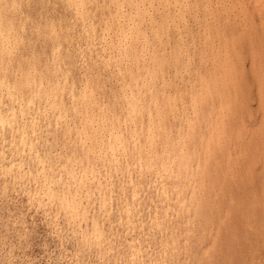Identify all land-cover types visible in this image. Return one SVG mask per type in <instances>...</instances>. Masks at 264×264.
<instances>
[{
    "label": "clouds",
    "instance_id": "9594fccd",
    "mask_svg": "<svg viewBox=\"0 0 264 264\" xmlns=\"http://www.w3.org/2000/svg\"><path fill=\"white\" fill-rule=\"evenodd\" d=\"M22 3L0 0V264H165L207 137L196 148L155 128L166 104L155 58L120 18V0H41L38 19ZM188 83L177 108L194 131L238 107L233 85L209 95ZM249 107L255 127V79ZM141 201L159 208L143 222Z\"/></svg>",
    "mask_w": 264,
    "mask_h": 264
},
{
    "label": "rangeland",
    "instance_id": "374dc122",
    "mask_svg": "<svg viewBox=\"0 0 264 264\" xmlns=\"http://www.w3.org/2000/svg\"><path fill=\"white\" fill-rule=\"evenodd\" d=\"M30 1H31V3H30ZM39 1H41V0H35V1L34 0H23V4L24 3L25 4L24 5L22 4V6L25 7L24 9L27 8L25 11L26 12L29 11L28 13H30V11H31V16L35 19H38V17L36 16V13L38 12V10L40 9V6H41L40 5L41 3ZM147 1L148 2H146V0H143V1L142 0H120L119 16L122 20H125L127 22L128 26L132 27L133 23H130V20L136 18L135 17L136 13L133 11H135L136 9L137 10L139 9L140 14H138V15H140V18H137L134 22V28H136V30H138L137 31L138 34L136 35V37L138 40L142 41L144 48H146V50H150L152 56L155 58V65H156L155 70L158 73V79H159V84L156 85V87L159 88V92L161 90V95L159 93V96L165 98V100H166L165 106L160 109L159 124L156 125L155 128L158 129L159 131H162V132L164 131V133L166 135L169 134L168 135L169 137H171L170 135L172 133H174V134L178 133V135L181 136V139H185L188 137L193 138L196 135L193 138V146L197 147V148L201 146L200 138H203L204 135L208 136L207 137V143H206V146H207L206 149H208V150H205V158L207 159V157H208V159L206 160L204 158L205 159L204 161L205 162L208 161V162H206V163L204 162V164H203L204 167H202L203 170L201 168L202 171L200 170L198 173L199 183L198 182L196 183L197 186L200 185L199 189L201 188V190H199L200 191L199 192L198 187L196 185L193 187L192 196H193V198L195 197V199L197 200V201L194 200L192 202V200H193V198H192V200L189 202V207L193 208V210H190V208L188 207L189 210H188V212H186L187 214L183 211L180 212V214L178 215L179 219L175 218V221L172 222L173 224L170 225L171 230L173 228V230H172L173 231L172 232L173 238L174 239L176 238V240L178 242L176 241V244L173 246V250L166 257L165 264H168V261H169V264H170V262L172 264H178V263L179 264H264V120H261L259 122V124L256 125L255 127H249L245 123L246 114L248 116L252 115V109L249 107V105L251 103L252 81L254 79L260 82L262 98H264V96H263V94H264V67H263L264 66V54H263V52H264V40H263L264 39V33H263L264 32V21L259 23L260 19H259V21L256 19L258 17L257 16L258 12H256L257 7L256 8L253 7V6H255V5H253V0L252 1L251 0H249V1L248 0H238V3L236 2V0H234V1L233 0H218V1L217 0L216 1H214V0H209V1L208 0H202V1L201 0H194V1L193 0H186V1L182 0L183 3L182 2L177 3L179 5H177L173 1H169V2H167L165 0H151V1L147 0ZM198 1H199V3H198ZM203 1L205 3H203ZM207 1H208V3H206ZM246 1H248V3ZM36 2H38V3H36ZM32 3L33 4L36 3L35 4L36 6L33 5ZM209 3H211V4L209 5ZM217 3L220 5H218ZM249 3L252 4L253 6L250 5ZM257 3L259 4V2H257ZM29 4H30V6H29ZM140 4H142V5H140ZM182 4H184V5H182ZM203 4H205V9H203L204 8ZM231 4L234 6H232ZM236 4H238L237 7H236ZM239 4H240V7H239ZM241 4L243 6H241ZM258 4H257V6H258ZM193 5L195 6V8ZM198 6L201 9H199ZM226 6L229 7V11L231 8H232V10L229 12L228 7H226ZM224 7H225V9H224ZM249 7L251 8V10ZM35 8H37V9H35ZM122 8H123V10H122ZM208 8H209V10H208ZM29 9H31V10H29ZM226 9H227V11H226ZM200 10L203 11L202 17L200 15L202 13ZM212 10H214V11L212 12ZM188 11L190 14L188 13ZM196 11H198L197 12L198 14L196 13ZM175 12H176V14H175ZM205 12H206V14H205ZM222 12H223V14H222ZM192 13H194L193 16H195V18L192 16ZM210 14H211V16H210ZM212 14L214 15V17ZM234 14H236V15H234ZM238 14H239V16L242 15L241 18L238 16ZM148 15H149V18H148ZM176 15H178V16L176 17ZM198 15L200 18L197 17ZM230 15L233 18L231 23H230V21H231ZM182 16H183V19H182ZM243 16H244V18H243ZM146 17H147V19H146ZM222 17H223V19H222ZM227 17H228V19H227ZM234 17H235V19H234ZM152 18H153V20H152ZM198 18H199V20H198ZM245 18H246V20H245ZM253 18H254V21H253ZM240 19H242V20H240ZM255 19H256V21H255ZM200 20L202 22H200ZM235 20H237V22ZM63 21H65L64 17H62V18L61 17H55V18H53V20L51 22L55 25V24H61ZM177 21H178V23H177ZM213 21H214V23H213ZM227 21L229 24L227 23ZM243 21L245 24L242 23ZM63 23H66V22H63ZM155 23H156V25H155ZM181 23H182V25H180ZM196 23H199V24H197L198 26L196 25ZM200 23L204 24V26H202V24H200ZM221 23H222V26H221ZM232 23H233V26H232ZM247 23H249V24H247ZM209 24H210V26H209ZM238 24L241 25V27L238 26ZM242 24L246 28H244V26ZM190 25H192V27ZM217 25H218V27H217ZM161 27H162V29H161ZM227 27L229 29H227ZM189 28L191 31L190 30L188 31ZM197 28H199L200 30L198 29L196 31ZM206 28L208 29V31ZM256 28H257V30H256ZM260 28L263 30H261ZM239 29H242V30H239ZM201 30H204V33ZM231 30H232V32H231ZM248 30H249V33H247ZM193 31H194V33H193ZM198 31H199L201 38L199 37L198 34L196 37V33H198ZM223 31H224V33H223ZM184 32H186V33H184ZM221 32H222L223 36L221 35ZM244 32H245V35H244ZM255 32H256V34H255ZM171 33H172V35H171ZM192 34H193V36L191 38ZM189 35H190V38L188 37ZM219 35H220V37H219ZM230 35H232V36H230ZM210 37H213V40ZM221 37H223V39ZM226 37H227V41H226ZM230 37H231V40L229 39ZM234 37H235V39H234ZM237 37H238V39H237ZM178 38L181 40H179ZM195 38H196V40H195ZM220 38L222 39L221 40L222 42L220 41ZM246 38H249L250 42L252 41L253 44L251 46H250V42H248V40ZM143 39H144V41H143ZM243 39H244V41H243ZM208 40H209V43H208ZM215 40H217V41H215ZM195 41H198V42H195ZM230 41H231V43H230ZM233 41L235 43L237 42L236 43L237 45ZM201 42H203L204 45H202ZM176 43H177V45H176ZM192 43H193V45H192ZM197 43H198V45L200 43V46H198ZM182 44H184V47ZM222 44H223V46H222ZM189 45H191V46H189ZM259 45L261 46V49H260ZM186 46H188L190 48H188ZM244 46H245V50H244ZM248 46H249V48H248ZM200 47H201V49L199 50ZM206 47L208 49H206ZM223 47H224V49H223ZM186 49L189 52H187ZM203 49L206 51H203ZM233 50L235 52H233ZM194 51H196V52H194ZM222 51L223 52L225 51V53L223 54ZM236 51H239V52L236 53ZM243 51H244V53H243ZM246 51H247V53H246ZM159 52H160V54H159ZM199 52H200V54H199ZM204 52L206 53L205 56H204V54H205ZM261 52H262V54H261ZM179 53H180V55H179ZM235 53H236V55H235ZM253 53H254V55H253ZM169 54H170V56H169ZM220 54L223 56H221ZM172 55H173V57H172ZM190 55H191V57H190ZM238 55H239V57H238ZM177 56H178V58H177ZM179 57L181 59H179ZM191 59H193V60H191ZM212 59H213V61H216V62H214L215 64L213 63ZM235 59H237V60H235ZM258 59H259V61H258ZM199 60L201 61L202 64L200 63ZM207 60L210 62H208ZM217 60H219L218 61L219 63L217 62ZM224 60L227 63L224 62ZM205 61H207V63L204 64L203 62H205ZM220 61H221V63H220ZM182 62L185 63V67L183 66L184 64ZM195 62H197L199 65ZM211 62H212V64H209ZM228 62H229V64H228ZM250 62L252 64H249ZM257 62H259V63L257 64ZM172 63L174 64V66ZM222 63H223V65H222ZM206 64L211 65V66L210 67L206 66V67H208V68H206L205 67ZM259 64H261V65H259ZM251 65L253 66V68H251ZM180 66H182L181 69H180ZM189 66H190V68H189ZM171 67H173V69H170ZM174 67H175V70H174ZM186 67H187V69H186ZM215 68H217V69H215ZM206 69H207V71H206ZM210 69H211V71H210ZM212 69H214L215 71L218 70V71H216V74H214L215 71ZM228 69H230V71ZM232 69H234L233 70L234 72L232 71ZM197 70H199V72ZM129 71H131V69H129ZM170 71H172V72H170ZM179 71H180V73H179ZM186 71H187V73H185ZM190 71L192 73L194 71V74H191ZM195 71H196V73H195ZM220 71H221V77H219ZM224 71L225 72L228 71V72L225 74ZM159 73L162 74L161 77H160ZM166 73H167V75H166ZM183 73L185 75H183ZM223 73L225 74L224 76H223ZM228 73H229L230 77L227 76ZM233 73H235V76H233L234 75ZM172 74H173V77H172ZM179 74H180V76H179ZM208 74H210V75H208ZM231 74H232V78H231ZM187 75H191L193 77L192 80H191V76L187 77ZM203 75H204V77H203ZM261 75H262V77H261ZM184 76L186 77V79ZM194 76H195V78H194ZM197 76L200 80L197 78ZM207 76H209L210 79ZM212 76L214 78L216 76L217 77H216V79L213 78V80H212L211 79ZM166 77H168L169 79ZM205 77H207V78H205ZM172 78L174 79V81L172 80ZM217 78H218V80L221 79V81H219L218 84H217V82H218ZM236 79H237V81H236ZM186 80H187V82H189V80H191L193 83H195V81L199 80V82H200L199 84L202 85V88L204 87L203 90H208L209 93L211 94V90L216 89L215 91L216 92L218 91L219 93L218 92L217 93L220 95L221 94L223 95V91L227 86H229V85L234 86L237 83L235 85V87L236 88L239 87L238 88V90L240 92L239 94H241L240 98H239L240 103L238 104V107H240V108L237 107V109H236L237 111L236 110L233 111V114H232V112L223 113L222 117L225 118V120L222 118L223 121H221V123L218 124L219 127L218 126H216V127L212 126L211 125L212 122H209L211 120H208V121H206V123L210 124V128L208 127L207 130L204 127H202L203 126L202 125V126H200L201 130L199 129L201 131L200 134L197 131L193 132L196 134H193L191 131L189 132V130H192V129L194 130L193 124H191L192 121L189 122L190 119H188V117L190 116V113H188L186 108H182V109L177 108V101H179V103H181V105H186V102H187L186 97H188V95L190 93L189 91H191V89L188 87L189 83H186ZM203 80H206V81L204 82ZM210 80H212V81H210ZM233 80L235 83L232 82ZM170 82H171V84H170ZM182 82H184L185 85ZM213 82L216 84H214ZM241 82H243V84ZM209 84L211 85V87ZM168 85H169V88H168ZM216 85H218L219 88L216 87ZM241 85H243V86H241ZM180 86L185 90V92L183 89H181ZM212 86H214V88H212ZM172 88H174V89H172ZM217 88H218V90H217ZM240 89H241V91H240ZM172 91H173V93H172ZM220 91H221V93H220ZM181 92H183V93H181ZM184 93H186V94H184ZM183 94L187 95V96L183 97L184 96ZM165 95H166V97H165ZM242 95L244 96V98H242L243 97ZM167 98H168V100H167ZM182 98L183 99L186 98V99L183 100ZM201 98H202V100H201ZM201 98L199 99L200 105H203L206 102L207 103L205 105L209 104V96H205V98H204L203 95L201 94ZM206 99H208V100H206ZM241 99L243 100V102H242L243 105L241 104ZM194 100H195V102H194ZM204 100H205V102H204ZM159 102H160L159 99H157L158 104H159ZM192 102H193V105L196 104V102H197L196 96H194V98H192ZM167 103L169 105H167ZM203 106H201V107H203ZM241 106H244V107H241ZM203 108H201V110H203ZM241 108H242V110H241ZM169 109H171V111H169ZM179 109H181V110H179ZM174 110H176V111H174ZM172 111H173V114H172ZM185 111H187V112H185ZM230 113L232 115V118H231ZM178 114H180L181 116ZM184 114L186 117L184 116ZM177 116H179V117H177ZM168 117H171V118H168ZM180 117H181V120H184V122L183 121L181 122V120L178 121V119H176V118H180ZM166 118L168 120H166ZM169 120H170V122H169ZM168 122L173 123L174 125L171 126L170 124H168ZM180 122H181V124H180ZM220 124H221V126H220ZM168 125H170V127H168ZM183 125H185V126H183ZM151 127H153V126L150 125V128ZM171 127H173V128H171ZM176 127L178 130L176 129ZM181 128H183V129L181 130ZM188 128H189V130H188ZM170 129H171V132H170ZM209 129L211 132H213L214 136L209 131ZM220 129H221V131H218ZM180 130H181V133H179ZM166 131H167V133H166ZM215 131H217V132L215 133ZM205 132L206 133L208 132L209 134L211 133V136L208 133L206 134ZM190 134H191V136H190ZM219 134L225 135V137L224 136L222 137ZM197 136L199 137V139L197 138ZM217 136H218L219 140L217 139ZM222 138H224V139H222ZM197 139H198L199 144H197L198 143L197 141H194ZM215 141H216V143H215ZM220 141H221V144L219 143ZM212 142H214L217 146L214 145V143H212ZM212 144H213V146H212ZM209 156H210V158H209ZM201 172H203V174H201ZM199 174L201 176H199ZM194 188L196 189V191ZM202 192H204V193H202ZM196 194H198L197 197L195 196ZM198 196L200 197V199ZM200 201H202V203ZM193 203L196 206H193L194 205ZM151 204L152 203L145 204L143 201H142V203L139 202L136 204V213L138 211L137 219H139L141 217L139 219V220H141V222L146 221L150 217V214H151V216H155L158 213V211H159V209L157 211L158 207H154ZM190 204H191V206H190ZM139 205H140V207H139ZM197 207H198L200 212H198V210L195 211L197 209ZM149 210H151V211H149ZM190 212H192V213H190ZM197 214L198 215L200 214L199 215L200 217H198ZM139 215H141V216L138 217ZM181 217H183V218H181ZM197 217H198V220H197ZM191 218L193 219L191 221L193 224L192 226H190V224H191L190 219ZM134 223H135V220L132 221L133 225H134ZM178 223H179V226H178ZM180 223L182 224L183 227H181ZM194 225H195V227H193ZM200 226H201V228H200ZM175 229H177V230H175ZM174 230H175V232H174ZM186 231H187V233H186ZM189 231L192 232V235ZM193 235H194V237H193ZM179 236L180 237L182 236V237L180 238ZM190 237H193V238H191L192 240L190 239ZM179 238H180V240H179ZM196 239H198V240L196 241ZM214 240H215V242H214ZM180 241L184 244L181 245L182 243ZM186 241H188V242H186ZM179 243H181V244H179ZM187 244H188V246H186ZM183 247H184V249H183ZM187 247H189V248H187ZM174 249H176V251ZM189 251L191 252V256H189V254H190ZM179 252L181 255L179 254ZM183 255H184V257H183ZM178 257L180 260L178 259ZM167 258H168V260H167ZM188 260H189V262H188ZM176 261H178V263Z\"/></svg>",
    "mask_w": 264,
    "mask_h": 264
},
{
    "label": "bare ground",
    "instance_id": "6f19581e",
    "mask_svg": "<svg viewBox=\"0 0 264 264\" xmlns=\"http://www.w3.org/2000/svg\"><path fill=\"white\" fill-rule=\"evenodd\" d=\"M34 1H35V0H34ZM142 1H143V0H142ZM150 1H151V0H150ZM165 1H167V2H169V1H173V2L176 3V4L182 2V0H165ZM185 1H186V0H185ZM193 1H194V0H193ZM201 1H202V0H201ZM208 1H209V0H208ZM208 1H207L206 3H208ZM214 1H216V0H214ZM217 1H218V0H217ZM233 1H234V0H233ZM233 1H232V2H233ZM248 1H249V0H248ZM248 1H246V2L248 3ZM251 1H252V0H251ZM25 2H26V1H25ZM39 2L41 3V1H39ZM146 2H148V1L146 0ZM211 2H212V1H211ZM236 2L238 3V0H236ZM236 2H235V3H236ZM257 2H259V4H258ZM30 3H31V1H30ZM36 3H38V2H36ZM36 3H34V4L32 3V4L35 5ZM141 3H142V2H141ZM144 3H145V2H144ZM182 3H183V2H182ZM198 3H199V1H198ZM203 3H205V2L203 1ZM212 3H213V2H212ZM219 3H220V2H219ZM224 3H225V2H224ZM230 3H231V2H230ZM22 4H23V3H22ZM24 4H25V3H24ZM24 4H23V5H24ZM124 4H125V3H124ZM189 4H190V3H189ZM200 4H201V3H200ZM210 4H211V3H209V5H210ZM217 4H218V3H217ZM249 4H250V3H249ZM257 4H258V6H257ZM40 5H41V4H40ZM140 5H142V4H140ZM177 5H179V4H177ZM182 5H184V4H182ZM195 5H196V4H195ZM201 5H202V4H201ZM203 5H204V8H203V9H205V4H203ZM218 5H220V4H218ZM231 5H232V4H231ZM237 5H238V4H236V7H237ZM244 5H245V4H244ZM250 5H252V4H250ZM253 5H255V6H253ZM253 5H252L253 7H255V8L257 7V8H256V9H257L256 12H258V13H257V14H258L257 16L260 18L259 23L262 22V21H264V0H253ZM25 6H26V5H25ZM29 6H30V4H29ZM35 6H36V5H35ZM133 6H134V5H133ZM150 6H151V5H150ZM193 6H194V5H193ZM223 6H224V5H223ZM232 6H234V5H232ZM232 6H231V7H232ZM241 6H243V5L241 4ZM245 6H246V5H245ZM252 6H251V7H252ZM26 7H27V6H26ZM31 7H32V6H31ZM191 7H192V6H191ZM226 7H228V6H226ZM236 7H235V8H236ZM239 7H240V4H239ZM24 8H25V7H24ZM184 8H185V7H184ZM194 8H195V6H194ZM196 8H197V7H196ZM198 8H199V6H198ZM206 8H207V7H206ZM249 8H250V7H249ZM26 9H27V8H26ZM26 9H25V10H26ZM35 9H37V8H35ZM150 9H151V8H150ZM150 9H149V10H150ZM176 9H177V8H176ZM180 9H181V8H180ZM192 9H193V8H192ZM192 9H191V10H192ZM199 9H201V8H199ZM203 9H202V10H203ZM211 9H212V8H211ZM214 9H215V8H214ZM224 9H225V7H224ZM239 9H240V8H239ZM252 9H253V8H252ZM29 10H31V9H29ZM122 10H123V8H122ZM133 10H134V9H133ZM140 10H141V9H140ZM183 10H184V9H183ZM193 10H194V9H193ZM195 10H196V9H195ZM197 10H198V9H197ZM208 10H209V8H208ZM220 10H221V9H220ZM231 10H232V8L230 9V11H231ZM242 10H243V9H242ZM250 10H251V8H250ZM27 11H28V10H27ZM38 11H39V10H38ZM119 11H120V10H119ZM157 11H158V10H157ZM200 11H201V10H200ZM200 11H199V12H200ZM204 11H205V10H204ZM213 11H214V10H212V12H213ZM226 11H227V9H226ZM228 11H229V7H228ZM230 11H229V12H230ZM243 11H244V10H243ZM28 12H29V11H28ZM133 12L136 13V16H135L136 18L130 20V23H133V26H132V27L129 26V28H130V29L133 28L132 30H134L135 33H136V35H137V34H138V32H137L138 30H136V28H134V22H135V20H136L137 18H140V15H138V14H140V13H139V9H138V10L136 9V10L133 11ZM194 12H195V11H194ZM197 12H198V11H196V13H197ZM201 12H202V13H201L200 15H201V17H202L203 11H201ZM245 12H246V11H245ZM121 13H122V12H121ZM149 13H150V12H149ZM186 13H187V12H186ZM188 13H189V11H188ZM225 13H226V12H225ZM235 13H236V12H235ZM246 13H247V12H246ZM30 14H31V11H30ZM175 14H176V12H175ZM175 14H174V15H175ZM189 14H190V13H189ZM197 14H198V13H197ZM205 14H206V12H205ZM215 14H216V13H215ZM222 14H223V12H222ZM157 15H158V14H157ZM163 15H164V14H163ZM193 15H194V13H192V16H193ZM208 15H209V14H208ZM212 15H213V14H212ZM234 15H236V14H234ZM240 15H241V14H240ZM245 15H246V14H245ZM177 16H178V15H176V17H177ZM185 16H186V15H185ZM206 16H207V15H206ZM210 16H211V14H210ZM238 16H239V14H238ZM241 16H242V15H241ZM241 16H239V17L241 18ZM246 16H247V15H246ZM193 17L195 18V16H193ZM197 17H199V15H198ZM203 17H204V16H203ZM213 17H214V15H213ZM230 17H231V15H230ZM239 17H238V18H239ZM251 17H252V16H251ZM36 18H37V17H36ZM61 18H62V17H61ZM148 18H149V15H148ZM158 18H159V17H158ZM199 18H200V17H199ZM199 18H198V20H199ZM243 18H244V16H243ZM243 18H242V19H243ZM33 19H35V18H33ZM146 19H147V17H146ZM182 19H183V16H182ZM202 19H203V18H202ZM222 19H223V17H222ZM227 19H228V17H227ZM230 19H231V21H230V23H231L232 20H233V18L231 17ZM234 19H235V17H234ZM242 19H240V20H242ZM256 19H257V18H256ZM256 19H255V21H256ZM58 20H59V19H58ZM152 20H153V18H152ZM177 20H178V19H177ZM196 20H197V19H196ZM212 20H213V19H212ZM245 20H246V18H245ZM249 20H250V19H249ZM251 20H252V19H251ZM180 21H181V20H180ZM186 21H187V20H186ZM207 21H208V20H207ZM223 21H224V20H223ZM235 21L237 22V20H235ZM253 21H254V18H253ZM54 22H55V21H54ZM63 22H66V20L63 21ZM63 22H62V23H63ZM184 22H185V21H184ZM193 22H194V21H193ZM200 22H202V21L200 20ZM203 22H204V21H203ZM221 22H222V21H221ZM239 22H240V21H239ZM247 22H248V21H247ZM167 23H168V22H167ZM177 23H178V21H177ZM194 23H195V22H194ZM213 23H214V21H213ZM222 23H223V22H222ZM222 23H221V26H222ZM227 23H228V21H227ZM242 23L245 24L244 21H243ZM188 24H189V23H188ZM191 24H192V23H191ZM197 24H199V23H196V25H197ZM200 24H202V23H200ZM207 24H208V23H207ZM207 24H206V25H207ZM228 24H229V23H228ZM243 24H242V25H243ZM247 24H249V23H247ZM251 24H252V23H251ZM155 25H156V23H155ZM170 25H171V24H170ZM180 25H182V23H181ZM184 25H185V24H184ZM214 25H215V24H214ZM258 25H259V24H258ZM177 26H178V25H177ZM190 26L192 27V25H190ZM197 26H198V25H197ZM202 26H204V24H202ZM209 26H210V24H209ZM232 26H233V23H232ZM238 26L241 27V25H239V24H238ZM243 26H244V25H243ZM253 26H254V25H253ZM191 27H190V28H191ZM217 27H218V25H217ZM248 27H249V26H248ZM255 27H256V26H255ZM178 28H179V27H178ZM190 28L188 29V31L190 30ZM201 28H202V27H201ZM231 28H232V27H231ZM244 28H246V27L244 26ZM253 28H254V27H253ZM161 29H162V27H161ZM174 29H175V28H174ZM182 29H183V28H182ZM194 29H195V28H194ZM198 29H199V28H197L196 31H197ZM206 29H207V28H206ZM227 29H229V28L227 27ZM232 29H233V28H232ZM236 29H237V28H236ZM260 29H261V28H260ZM260 29H259V30H260ZM199 30H200V29H199ZM212 30H213V29H212ZM239 30H242V29H239ZM239 30H238V31H239ZM256 30H257V28H256ZM261 30H263V29H261ZM179 31H180V30H179ZM186 31H187V30H186ZM190 31H191V30H190ZM194 31H195V30H194ZM194 31H193V33H194ZM201 31L204 33V30H201ZM207 31H208V29H207ZM220 31H221V30H220ZM220 31H219V32H220ZM228 31H229V30H228ZM148 32H149V31H148ZM175 32H176V31H175ZM229 32H230V31H229ZM229 32H228V33H229ZM231 32H232V30H231ZM176 33H177V32H176ZM184 33H186V32H184ZM200 33H201V32H200ZM205 33H206V32H205ZM213 33H214V32H213ZM223 33H224V31H223ZM228 33H227V34H228ZM241 33H242V32H241ZM247 33H249V30H248ZM261 33H262V32H261ZM263 33H264V32H263ZM169 34H170V33H169ZM187 34H188V33H187ZM189 34H190V33H189ZM197 34H198L199 37H200L199 31H198V33H196V37H197ZM215 34H216V33H215ZM217 34H218V33H217ZM227 34H226V35H227ZM232 34H233V33H232ZM255 34H256V32H255ZM171 35H172V33H171ZM202 35H203V34H202ZM207 35H208V34H207ZM221 35H222V32H221ZM244 35H245V32H244ZM139 36H140V35H139ZM176 36H177V35H176ZM192 36H193V34L191 35V38H192ZM212 36H213V35H212ZM216 36H217V35H216ZM222 36H223V35H222ZM230 36H232V35H230ZM234 36H235V35H234ZM236 36H237V35H236ZM150 37H151V36H150ZM180 37H181V36H180ZM188 37L190 38V35H189ZM219 37H220V35H219ZM227 37H228V36H227ZM227 37H226V41H227ZM243 37H244V36H243ZM174 38H175V37H174ZM176 38H177V37H176ZM200 38H201V37H200ZM210 38H212V40H213V37H210ZM221 38L223 39V37H221ZM221 38H220V41L222 40ZM155 39H156V38H155ZM178 39H179V38H178ZM184 39H185V38H184ZM198 39H199V38H198ZM217 39H218V38H217ZM229 39L231 40V37H230ZM234 39H235V37H234ZM237 39H238V37H237ZM246 39L248 40V42H250V41H249V38H246ZM246 39H245V40H246ZM253 39H254V38H253ZM179 40H181V39H179ZM179 40H178V41H179ZM187 40H188V39H187ZM195 40H196V38H195ZM199 40H200V39H199ZM251 40H252V39H251ZM259 40H260V39H259ZM263 40H264V39H263ZM143 41H144V39H143ZM185 41H186V40H185ZM192 41H193V40H192ZM206 41H207V40H206ZM215 41H217V40H215ZM228 41H229V40H228ZM238 41H239V40H238ZM243 41H244V39H243ZM181 42H182V41H181ZM195 42H198V41H195ZM195 42H194V43H195ZM199 42H200V41H199ZM221 42H222V41H221ZM221 42H220V43H221ZM233 42H234V41H233ZM240 42H241V41H240ZM157 43H158V42H157ZM171 43H172V42H171ZM174 43H175V42H174ZM188 43H189V42H188ZM201 43H202V45H204L203 42H201ZM208 43H209V40H208ZM230 43H231V41H230ZM234 43H235V42H234ZM236 43H237V42H236ZM236 43H235V44H236ZM144 44H145V43H144ZM241 44H242V43H241ZM252 44H253V43H252V41H251V42H250V46H251ZM256 44H257V43H256ZM147 45H148V44H147ZM173 45H174V44H173ZM176 45H177V43H176ZM182 45H183V47H184V44H182ZM192 45H193V43H192ZM197 45H198V43H197ZM212 45H213V44H212ZM229 45H230V44H229ZM236 45H237V44H236ZM246 45H247V44H246ZM260 45H261V44H260ZM260 45H259V46H260ZM189 46H191V45H189ZM198 46H200V43H199ZM206 46H207V45H206ZM210 46H211V45H210ZM214 46H215V45H214ZM222 46H223V44H222ZM232 46H233V45H232ZM171 47H172V46H171ZM186 47H188V46H186ZM186 47H185V48H186ZM150 48H151V47H150ZM188 48H190V47H188ZM196 48H197V47H196ZM230 48H231V47H230ZM248 48H249V46H248ZM145 49H146V48H145ZM160 49H161V48H160ZM200 49H201V47L199 48V50H200ZM206 49H208V48L206 47ZM223 49H224V47H223ZM255 49H256V48H255ZM260 49H261V46H260ZM186 50H187V49H186ZM191 50H192V49H191ZM195 50H196V49H195ZM215 50H216V49H215ZM226 50H227V49H226ZM231 50H232V49H231ZM244 50H245V46H244ZM155 51H156V50H155ZM178 51H179V50H178ZM203 51H206V50L203 49ZM239 51H240V50H239ZM239 51H236V53L239 52ZM241 51H242V50H241ZM248 51H249V50H248ZM251 51H252V50H251ZM179 52H180V51H179ZM185 52H186V51H185ZM187 52H189V51L187 50ZM194 52H196V51H194ZM208 52H209V51H208ZM215 52H216V51H215ZM222 52H223V51H222ZM233 52H235V51L233 50ZM166 53H167V52H166ZM177 53H178V52H177ZM181 53H182V52H181ZM204 53H205V52H204ZM224 53H225V51L223 52V54H224ZM227 53H228V52H227ZM236 53H235V55H236ZM243 53H244V51H243ZM246 53H247V51H246ZM259 53H260V52H259ZM159 54H160V52H159ZM186 54H187V53H186ZM193 54H194V53H193ZM199 54H200V52H199ZM230 54H231V53H230ZM232 54H233V53H232ZM238 54H239V53H238ZM240 54H241V53H240ZM255 54H256V53H255ZM261 54H262V52H261ZM263 54H264V52H263ZM179 55H180V53H179ZM205 55H206V53L204 54V56H205ZM210 55H211V54H210ZM220 55H221V54H220ZM226 55H227V54H226ZM241 55H242V54H241ZM248 55H249V54H248ZM253 55H254V53H253ZM169 56H170V54H169ZM183 56H184V55H183ZM185 56H186V55H185ZM196 56H197V55H196ZM199 56H200V55H199ZM199 56H198V57H199ZM221 56H223V55H221ZM172 57H173V55H172ZM180 57H181V56H180ZM180 57H179V59H181ZM186 57H187V56H186ZM186 57H185V58H186ZM190 57H191V55H190ZM207 57H208V56H207ZM211 57H212V56H211ZM217 57H218V56H217ZM226 57H227V56H226ZM234 57H235V56H234ZM238 57H239V55H238ZM248 57H249V56H248ZM254 57H255V56H254ZM177 58H178V56H177ZM204 58H205V57H204ZM209 58H210V57H209ZM223 58H224V57H223ZM230 58H231V57H230ZM171 59H172V58H171ZM171 59H170V60H171ZM199 59H200V58H199ZM207 59H208V58H207ZM227 59H228V58H227ZM248 59H249V58H248ZM251 59H252V58H251ZM182 60H183V59H182ZM191 60H193V59H191ZM194 60H195V59H194ZM205 60H206V59H205ZM220 60H221V59H220ZM235 60H237V59H235ZM174 61H175V60H174ZM189 61H190V60H189ZM199 61H200V60H199ZM199 61H198V62H199ZM207 61H208V60H207ZM207 61H205V62H203V63L205 64V63H207ZM212 61H213V59H212ZM218 61H219V60H217V62H218ZM249 61H250V60H249ZM258 61H259V59H258ZM261 61H262V60H261ZM261 61H260V62H261ZM191 62H192V61H191ZM208 62H210V61H208ZM214 62H216V61H213V63H214ZM224 62H226V61L224 60ZM173 63H174V62H173ZM173 63H172V64H173ZM178 63H179V62H178ZM180 63H181V62H180ZM182 63H183V62H182ZM189 63H190V62H189ZM195 63H197V62H195ZM200 63H201V61H200ZM218 63H219V62H218ZM220 63H221V61H220ZM226 63H227V62H226ZM237 63H238V62H237ZM258 63H259V62H257V64H258ZM176 64H177V63H176ZM183 64H184L183 66L185 67V63H183ZM193 64H194V63H193ZM197 64H198V63H197ZM201 64H202V63H201ZM209 64H212V62L209 63ZM214 64H215V63H214ZM228 64H229V62H228ZM249 64H252V63L250 62ZM261 64H262V63H261ZM261 64H259V65H261ZM178 65H179V64H178ZM181 65H182V64H181ZM187 65H188V64H187ZM195 65H196V64H195ZM198 65H199V64H198ZM218 65H219V64H218ZM220 65H221V64H220ZM222 65H223V63H222ZM224 65H225V64H224ZM173 66H174V64H173ZM190 66H191V65H190ZM190 66H189V68H190ZM192 66H193V65H192ZM202 66H203V65H202ZM206 66H209V67H210L211 65L206 64L205 67H206ZM225 66H226V65H225ZM154 67H156V65H155ZM158 67H159V66H158ZM167 67H168V66H167ZM199 67H200V66H199ZM203 67H204V66H203ZM215 67H216V66H215ZM219 67H220V66H219ZM219 67H218V68H219ZM263 67H264V66H263ZM178 68H179V67H178ZM181 68H182V66H180V69H181ZM197 68H198V67H197ZM206 68H208V67H206ZM229 68H230V67H229ZM251 68H253L252 65H251ZM170 69H173V67H171ZM170 69H169V70H170ZM186 69H187V67H186ZM215 69H217V68H215ZM174 70H175V67H174ZM178 70H179V69H178ZM189 70H190V69H189ZM203 70H204V69H203ZM212 70H214V69H212ZM221 70H222V69H221ZM226 70H227V69H226ZM228 70L230 71V69H228ZM233 70H234V69H232V71H233ZM236 70H237V69H236ZM261 70H262V69H261ZM184 71H185V70H184ZM197 71L199 72V70H197ZM204 71H205V70H204ZM206 71H207V69H206ZM208 71H209V70H208ZM210 71H211V69H210ZM214 71H215V70H214ZM214 71H213V72H214ZM216 71H218V70H216ZM216 71L214 72V74H216ZM170 72H172V71H170ZM201 72H202V71H201ZM227 72H228V71H226V72L224 71L225 74H226ZM233 72H234V71H233ZM261 72H262V71H261ZM167 73H168V72H167ZM167 73H166V75H167ZM179 73H180V71H179ZM185 73H187V71H186ZM190 73H191V74H194V71H193V73L190 71ZM190 73H189V74H190ZM195 73H196V71H195ZM203 73H204V72H203ZM211 73H212V72H211ZM224 73H223V76L225 75ZM159 74H160V73H159ZM175 74H176V73H175ZM177 74H178V73H177ZM218 74H219V73H218ZM233 74H234L233 76H235V73H233ZM183 75H185V74L183 73ZM208 75H210V74H208ZM161 76H162V74H160V77H161ZM179 76H180V74H179ZM188 76H191V75H187V77H188ZM227 76H229V73H228ZM172 77H173V74H172ZM184 77H185V76H184ZM184 77H183V78H184ZM203 77H204V75H203ZM207 77L210 79L209 76H207ZM207 77H205V78H207ZM216 77H217V76H216ZM216 77L214 78V77L212 76L211 79H212V80H213V78L216 79ZM219 77H221V71H220ZM229 77H230V76H229ZM238 77H239V76H238ZM256 77H257V76H256ZM261 77H262V75H261ZM166 78H168V77H166ZM177 78H178V77H177ZM192 78H193V77L191 76V80H192ZM194 78H195V76H194ZM197 78H198V76H197ZM231 78H232V74H231ZM234 78H235V77H234ZM160 79H161V78H160ZM168 79H169V78H168ZM185 79H186V77H185ZM198 79H199V78H198ZM202 79H203V78H202ZM222 79H223V78H222ZM261 79H262V78H261ZM172 80L174 81L173 78H172ZM175 80H176V79H175ZM177 80H178V79H177ZM199 80H200V79H199ZM199 80H198V81H199ZM212 80H210V81H212ZM217 80H218V78H217ZM217 80H216V81H217ZM203 81L205 82L206 80H203ZM216 81H215V82H216ZM219 81H221V79L218 80L217 84L219 83ZM236 81H237V79H236ZM195 82H196V81H195ZM232 82H234V80H233ZM179 83H180V82H179ZM182 83H184V82H182ZM186 83H188L187 80H186ZM199 83H200V82H199ZM213 83H214V82H213ZM234 83H235V82H234ZM241 83L243 84V82H241ZM170 84H171V82H170ZM214 84H216V83H214ZM214 84H213V85H214ZM236 84H237V83H236ZM236 84H235V85H236ZM174 85H175V84H174ZM177 85H178V84H177ZM184 85H185V83H184ZM184 85H183V86H184ZM209 85H210V84H209ZM235 85H234V86H235ZM159 86H160V85H159ZM172 86H173V85H172ZM241 86H243V85H241ZM174 87H175V86H174ZM180 87H181V86H180ZM188 87H189V85H188ZM210 87H211V85H210ZM216 87H218V85H216ZM216 87H215V88H216ZM168 88H169V85H168ZM203 88H204V87H203ZM212 88H214V86H212ZM218 88H219V87H218ZM218 88H217V90H218ZM238 88H239V87H238ZM172 89H174V88H172ZM181 89H183V88L181 87ZM185 89H186V88H185ZM207 89H208V88H207ZM167 90H168V89H167ZM176 90H177V89H176ZM183 90H184V89H183ZM215 90H216V89H215ZM243 90H244V89H243ZM170 91H171V90H170ZM178 91H179V90H178ZM240 91H241V89H240ZM184 92H185V90H184ZM189 92H190V91H189ZM217 92H218V91H217ZM159 93H160V95H161V90H160ZM172 93H173V91H172ZM181 93H183V92H181ZM218 93H219V92H218ZM220 93H221V91H220ZM239 93H240V92H239ZM184 94H186V93H184ZM184 94H183V95H184ZM209 94H210V93H209ZM202 95H203V94H202ZM210 95H211V94H210ZM221 95H222V94H221ZM240 95H241V94H240ZM185 96H187V95H184L183 97H185ZM242 96H243V95H242ZM263 96H264V94H263ZM165 97H166V95H165ZM177 97H178V96H177ZM203 97L205 98V95H203ZM186 98H187V97H186ZM186 98H184V99H186ZM193 98H194V96H193ZM200 98H201V95H200ZM200 98H199V99H200ZM204 98H203V99H204ZM242 98H244V96H243ZM172 99H173V98H172ZM182 99H183V98H182ZM184 99H183V100H184ZM167 100H168V98H167ZM178 100H179V99H178ZM201 100H202V98H201ZM206 100H208V99H206ZM194 102H195V100H194ZM204 102H205V100H204ZM204 102H203V103H204ZM242 102H243V100L241 99V104L243 105ZM159 103H160V102H159ZM171 103H172V102H171ZM203 103H202V104H203ZM206 103H207V102H206ZM206 103H205V104H206ZM239 103H240V102H239ZM180 104H181V103H180ZM184 104H185V103H184ZM205 104H203L204 106H203V105H201V106L205 107V106L208 105V104H207V105H205ZM167 105H169V104L167 103ZM239 106H240V105H239ZM168 107H169V106H168ZM203 107H201V108H203ZM241 107H244V106H241ZM238 108H240V107H238ZM167 109H168V108H167ZM181 109H182V108H181ZM181 109H179V110H181ZM236 109H237V108H236ZM238 110H239V109H238ZM241 110H242V108H241ZM174 111H176V110H174ZM177 111H178V110H177ZM236 111H237V110H236ZM185 112H187V111H185ZM235 113H236V112H235ZM172 114H173V111H172ZM180 114H181V113H180ZM180 114H178V115H180ZM232 114H233V111H232ZM169 115H170V114H169ZM175 115H176V114H175ZM188 115H189V114H188ZM230 115H231V113H230ZM180 116H181V115H180ZM182 116H183V115H182ZM184 116H185V114H184ZM166 117H167V116H166ZM177 117H179V116H177ZM185 117H186V116H185ZM168 118H171V117H168ZM222 118H223V117H222ZM231 118H232V115H231ZM233 118H234V117H233ZM176 119H178V121H179V120H181V117H180V118H176ZM223 119L225 120V118H223ZM223 119H222V121H223ZM166 120H168V119L166 118ZM171 120H172V119H171ZM186 120H187V119H186ZM164 121H165V120H164ZM182 121L184 122V120H181V122H182ZM166 122H167V121H166ZM169 122H170V120H169ZM169 122H168V124H170L171 126L174 125L173 123H169ZM171 122H172V121H171ZM181 122H180V124H181ZM189 122H191V120H190ZM209 122H211V121H209ZM174 123H175V122H174ZM164 124H165V123H164ZM177 124H178V123H177ZM180 124H179V125H180ZM183 124H184V123H183ZM185 124H186V123H185ZM191 124H192V123H191ZM170 125H168V127H170ZM208 125H209V128H210V124H209V123H208ZM211 125H212V124H211ZM166 126H167V125H166ZM175 126H176V125H175ZM175 126H174V127H175ZM177 126H178V125H177ZM183 126H185V125H183ZM201 126H202V125H201ZM216 126L219 127V125H216ZM216 126H215V127H216ZM220 126H221V124H220ZM162 127H163V126H162ZM202 127H203V126H202ZM211 127H212V126H211ZM166 128H167V127H166ZM171 128H173V127H171ZM190 128H191V127H190ZM207 128H208V127H207ZM163 129H164V128H163ZM167 129H168V128H167ZM174 129H175V128H174ZM176 129H177V127H176ZM182 129H183V128H181V130H182ZM191 129H192V128H191ZM199 129H200V128H199ZM202 129H203V128H202ZM216 129H217V128H216ZM165 130H166V129H165ZM177 130H178V129H177ZM177 130H176V131H177ZM181 130H180L179 133H181ZM188 130H189V128H188ZM192 130H193V129H192ZM192 130H189V132L191 131V132L193 133L194 130H193V131H192ZM200 130H201V129H200ZM200 130H199V134H200V132H201ZM203 130H204V129H203ZM206 130H207V129H206ZM212 130H213V129H212ZM209 131H210V129H209ZM218 131H221V129L218 130ZM163 132H164V131H163ZM170 132H171V129H170ZM177 132H178V131H177ZM210 132H211V131H210ZM216 132H217V131H215V133H216ZM222 132H223V131H222ZM166 133H167V131H166ZM205 133H206V132H205ZM207 133H208V132H207ZM207 133H206V134H207ZM211 133L213 134V132H211ZM211 133H210V134L208 133V134L211 136ZM173 134H174V133H172L170 136H172ZM175 134H178V133H175ZM193 134H196V133H193ZM199 134H198V135H199ZM222 134H223V133H222ZM168 135H169V134H168ZM203 135H204V134H203ZM219 135H221V134H219ZM190 136H191V134H190ZM195 136H196V135H195ZM195 136H194V137H195ZM199 136H200V135H199ZM204 136H205V135H204ZM204 136H203V137H204ZM213 136H214V134H213ZM221 136H222V137H223V136L225 137V135H221ZM194 137H193V138H194ZM205 137H208V136L206 135ZM180 138H181V136H180ZM197 138L199 139L198 136H197ZM210 138H211V137H210ZM198 139H197V140H194V141H197V142H198ZM217 139H218V136H217ZM222 139H224V138H222ZM218 140H219V139H218ZM209 141H210V140H209ZM211 141H212V140H211ZM221 141H222V140H221ZM221 141L219 142L220 144H221ZM206 143H207V141H206ZM212 143H214V142H212ZM215 143H216V141H215ZM215 143H214V145H216ZM217 143H218V142H217ZM219 143H218V144H219ZM194 144H195V143H194ZM197 144H199V142H198ZM209 144H210V143H209ZM195 145H196V144H195ZM212 146H213V144H212ZM216 146H217V145H216ZM219 146H220V145H219ZM208 147H209V146H208ZM214 147H215V146H214ZM196 148H197V147H196ZM198 148H199V147H198ZM206 148H207V146H206ZM210 148H211V147H210ZM212 148H213V147H212ZM206 150H208V149H206ZM212 151H213V150H212ZM210 153H211V152H210ZM210 153H209V154H210ZM209 158H210V156H209ZM205 159H206V158H205ZM205 159H204V160H205ZM207 159H208V157H207ZM207 159H206V160H207ZM204 162H205V161H204ZM206 162H208V161H206ZM206 162H205V163H206ZM203 167H204V166H203ZM202 170H203V168H202ZM202 170H201V171H202ZM201 174H203V172H201ZM199 176H201V175L199 174ZM198 178H199V177H198ZM202 179H203V178H202ZM200 180H201V179H200ZM198 183H199V181H198ZM195 185L197 186V184H195ZM202 185H203V184H202ZM199 186H200V185H199ZM199 186H197V187H198V191L201 190V188L199 189ZM192 189H193V188H192ZM194 189H195V188H194ZM195 191H196V189H195ZM198 191H197V192H198ZM199 192H200V191H199ZM192 193H193V192H192ZM202 193H204V192H202ZM194 194H195V193H194ZM198 194H199V193H198ZM198 194H196L195 196L197 197ZM199 196H200V195H199ZM199 196H198V197H199ZM201 198H202V197H201ZM199 199H200V197H199ZM199 199H198V200H199ZM194 200H196L195 197L193 198L192 202H193ZM196 201H197V200H196ZM202 201H203V200H202ZM202 201H200V202L202 203ZM141 203H142V201H141ZM193 204H194V203H193ZM140 205H141V204H140ZM140 205H139V207H140ZM151 205H152V204H151ZM202 205H203V204H202ZM190 206H191V204H190ZM193 206H196V205L194 204ZM199 206H200V205H199ZM189 208H190V207H189ZM200 208H201V207H200ZM137 209H138V208H137ZM139 209H140V208H139ZM158 209H159V208H157V211H158ZM195 209H196V208H195ZM188 210H189V209H188ZM190 210H193V208H190ZM197 210H198V212H200L199 209H198V207H197V209H196L195 211H197ZM149 211H151V210H149ZM152 211H153V210H152ZM181 212H182V211H181ZM187 212H188V211H187ZM193 212H194V211H193ZM201 212H202V211H201ZM137 213H138V211H137ZM190 213H192V212H190ZM194 213H195V212H194ZM139 214H140V213H139ZM148 214H149V213H148ZM153 214H154V213H153ZM186 214H187V213H186ZM201 214H202V213H201ZM193 215H194V214H193ZM197 215H198V214H197ZM199 215H200V214H199ZM199 215H198V217H200ZM140 216H141V215H139L138 217H140ZM150 216H151V214H150ZM180 216H181V215H180ZM186 216H187V215H186ZM188 216H189V215H188ZM195 216H196V215H195ZM195 216H194V217H195ZM198 217H197V220H198ZM140 218H141V217H140ZM140 218H139V219H140ZM175 218H178V216H176ZM175 218H174V220H173L172 222L175 221ZM181 218H183V217H181ZM189 218H190V217H189ZM178 219H179V218H178ZM194 219H195V218H194ZM192 220H193V219L191 218V219H190V222H191ZM194 221H195V220H194ZM196 223H197V222H196ZM134 224H135V223H134ZM172 224H173V223H172ZM180 224H181V223H180ZM199 224H200V223H199ZM192 225H193V224H192V222H191L190 226H192ZM197 225H198V224H197ZM178 226H179V223H178ZM172 227H173V226H172ZM181 227H183L182 224H181ZM184 227H185V226H184ZM193 227H195V225H194ZM200 228H201V226H200ZM203 228H204V227H203ZM172 230H173V228H172ZM172 230H171V231H172ZM175 230H177V229H175ZM175 230H174V232H175ZM178 230H179V229H178ZM200 231H201V230H200ZM172 232H173V231H172ZM176 232H177V231H176ZM189 232H190L191 235H192V232H191V231H189ZM202 232H203V231H202ZM202 232H201V233H202ZM186 233H187V231H186ZM199 233H200V232H199ZM174 234H175V233H174ZM202 234H203V233H202ZM204 234H205V233H204ZM178 235H179V234H178ZM191 235H190V236H191ZM174 236H175V235H174ZM179 237H180V236H179ZM181 237H182V236H181ZM181 237H180V238H181ZM193 237H194V235H193ZM193 237H190V239L193 238ZM180 238H179V240H180ZM182 239H183V238H182ZM198 239H199V238H198ZM198 239H196V241H197ZM175 240H176V238H175ZM191 240H192V239H191ZM176 241H177V240H176ZM188 241H189V240H188ZM188 241H186V242H188ZM193 241H194V240H193ZM212 241H213V240H212ZM177 242H178V241H177ZM180 242H181V241H180ZM214 242H215V240H214ZM181 243H182V242H181ZM181 243H179V244H181ZM189 243H190V242H189ZM189 243H188V244H189ZM191 243H192V242H191ZM183 244H184V243H182L181 245H183ZM188 244H187L186 246H188ZM177 245H178V244H177ZM187 248H189V247H187ZM183 249H184V247H183ZM185 249H186V248H185ZM174 250L176 251V249H174ZM191 250H192V249H191ZM173 252H174V251H173ZM184 252H185V251H184ZM189 252H190V251H189ZM187 253H188V252H187ZM179 254H180V252H179ZM175 255H176V254H175ZM180 255H181V254H180ZM184 255H185V254H184ZM184 255H183V257H184ZM189 256H191V252H190ZM181 258H182V257H181ZM189 258H190V257H189ZM191 258H192V257H191ZM194 258H195V257H194ZM194 258H193V259H194ZM178 259H179V257H178ZM167 260H168V258H167ZM176 260H177V259H176ZM179 260H180V259H179ZM176 262L178 263V261H176ZM184 262H185V261H184ZM188 262H189V260H188ZM168 264H169V261H168ZM170 264H172V263L170 262ZM178 264H179V263H178Z\"/></svg>",
    "mask_w": 264,
    "mask_h": 264
}]
</instances>
